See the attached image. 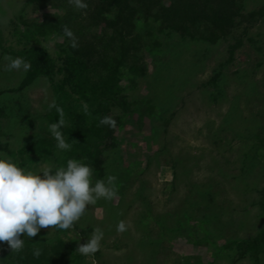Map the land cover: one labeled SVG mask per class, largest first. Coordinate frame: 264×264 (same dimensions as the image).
<instances>
[{"label": "rangeland", "instance_id": "obj_1", "mask_svg": "<svg viewBox=\"0 0 264 264\" xmlns=\"http://www.w3.org/2000/svg\"><path fill=\"white\" fill-rule=\"evenodd\" d=\"M242 2L243 13L254 12L257 20L216 44L159 33L138 15L144 41L137 56L144 74L131 73L130 62L121 70L125 102L111 106L109 116L118 121L96 152L102 176L92 175L93 183L116 176L118 195L89 206L72 229L22 236L24 247L58 240L74 245L65 250L70 264H253L240 255V246L264 227V16L258 15L264 0ZM41 3L0 0V108L6 113L0 117V153L37 171L64 167L63 150L25 161L18 154L31 140L48 136L52 87L40 76L18 90L26 72L5 71L4 57L15 58L12 51L21 48L15 31L32 28L47 13H63ZM235 42L240 46L228 61ZM39 43L55 57L63 41L52 35ZM204 191L211 194L205 201ZM120 220L131 223L128 231L117 233ZM97 226L104 232L100 250L81 255L78 245ZM259 259L264 264V253Z\"/></svg>", "mask_w": 264, "mask_h": 264}, {"label": "trees", "instance_id": "obj_2", "mask_svg": "<svg viewBox=\"0 0 264 264\" xmlns=\"http://www.w3.org/2000/svg\"><path fill=\"white\" fill-rule=\"evenodd\" d=\"M28 1H42L44 8L49 3L53 10H63V13H47L32 28L14 32L21 48L12 54L31 64L18 90L28 87L40 76L48 79L53 91L52 104L56 105L47 114L49 125L58 122L57 108L62 109L67 126L61 130L66 142L71 144V150L64 152L63 166H67L69 159H83L98 178L103 170L102 160L96 152L106 139L112 138L111 128L98 126L99 118L109 116L114 102L120 106L125 102L119 85L121 70L128 62L131 73L144 74L137 56L144 41L137 32L138 15L146 24L155 23L159 33L176 34L181 39L203 40L210 44L226 39L243 23L257 20L254 12L243 13L242 0H84L88 5L86 10L75 9L68 0ZM258 15L264 16V7ZM64 25L78 37V49L70 47L69 38L63 35ZM52 35L63 41L55 57L39 43V39ZM3 42L0 31V47ZM239 46L240 42L229 46L228 61ZM217 77L219 73L212 77L211 84L216 83ZM84 104L88 105L87 113ZM5 115L0 108V117ZM114 119L118 121V118ZM56 145L57 141L49 131L48 136L28 142L18 154L24 161L34 155L50 158L60 151ZM260 194V207L264 209V191L261 190ZM201 195V200L205 201L211 194L204 191ZM72 248L74 245L65 246L58 240L40 248L25 246L22 251L12 253L0 243V255L2 264H70L65 259V250L72 251ZM34 249L41 250L38 258L33 255ZM262 253L264 227L257 236L240 246V255H248L253 264H260L259 255Z\"/></svg>", "mask_w": 264, "mask_h": 264}, {"label": "clouds", "instance_id": "obj_3", "mask_svg": "<svg viewBox=\"0 0 264 264\" xmlns=\"http://www.w3.org/2000/svg\"><path fill=\"white\" fill-rule=\"evenodd\" d=\"M68 3L77 10L88 8L84 0H68ZM63 35L69 38L71 48L78 49V37L67 25L63 26ZM4 60L7 62L5 71L27 72L31 68L23 57L5 55ZM84 110L88 112L87 104H84ZM57 112L60 114L58 122L48 128L57 141V148L69 151L71 144L66 142L61 130L67 126L63 111L57 108ZM116 124L112 116H104L99 118L98 126L115 129ZM92 175L91 166L76 159H69L66 167L53 170L52 166L45 165L37 171L19 167L10 155L0 153V243L6 242L12 252H20L24 248L22 236L34 238L41 229H72L89 206L100 199L112 201L117 197L116 176L108 175L106 180L93 183ZM130 227V222L120 220L116 231L124 233ZM103 238L104 232L97 226L76 251L83 256L94 255L100 250ZM40 254V249H34V256L38 258Z\"/></svg>", "mask_w": 264, "mask_h": 264}]
</instances>
